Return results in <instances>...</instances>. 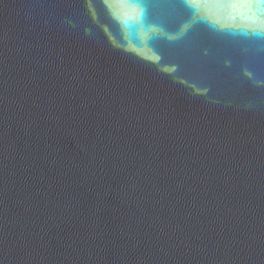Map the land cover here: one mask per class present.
Masks as SVG:
<instances>
[{"label": "water", "instance_id": "water-1", "mask_svg": "<svg viewBox=\"0 0 264 264\" xmlns=\"http://www.w3.org/2000/svg\"><path fill=\"white\" fill-rule=\"evenodd\" d=\"M0 0V264H264V5Z\"/></svg>", "mask_w": 264, "mask_h": 264}, {"label": "snow or ice", "instance_id": "snow-or-ice-1", "mask_svg": "<svg viewBox=\"0 0 264 264\" xmlns=\"http://www.w3.org/2000/svg\"><path fill=\"white\" fill-rule=\"evenodd\" d=\"M249 3H255L257 5V11H259V6L264 5V0H249Z\"/></svg>", "mask_w": 264, "mask_h": 264}]
</instances>
